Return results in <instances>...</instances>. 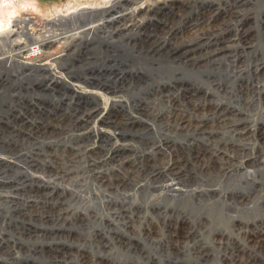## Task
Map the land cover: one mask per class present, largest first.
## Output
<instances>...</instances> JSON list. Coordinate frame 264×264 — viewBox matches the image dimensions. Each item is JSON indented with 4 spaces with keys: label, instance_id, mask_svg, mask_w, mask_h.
<instances>
[{
    "label": "rangeland",
    "instance_id": "1",
    "mask_svg": "<svg viewBox=\"0 0 264 264\" xmlns=\"http://www.w3.org/2000/svg\"><path fill=\"white\" fill-rule=\"evenodd\" d=\"M8 1L11 11L0 0V19L33 16L35 31L123 8L115 0ZM138 14L126 31L123 16L98 25L46 71L0 62V264H233L257 252L243 230L264 233V144L251 135L242 150L216 116L264 129V0H158ZM58 16L70 20L55 24ZM213 25L242 35L231 56L193 63L174 53L176 41ZM177 103L217 130L221 173L187 161L207 134L166 118ZM181 153L177 176L164 164ZM169 229L190 237L176 243Z\"/></svg>",
    "mask_w": 264,
    "mask_h": 264
},
{
    "label": "bare ground",
    "instance_id": "2",
    "mask_svg": "<svg viewBox=\"0 0 264 264\" xmlns=\"http://www.w3.org/2000/svg\"><path fill=\"white\" fill-rule=\"evenodd\" d=\"M158 0H115L112 2V5L115 4V6H122V10H119V13L117 15H109L105 17H101L100 21L92 20L88 23H73L69 24V26H62L63 23L57 24L55 27L47 28L45 29L44 26H40L38 28H35L34 30V17L33 16H12L10 19H0V46H3L5 42L9 43V49H6L7 47L0 48V62L3 64V66L10 69L12 65H18L19 69L22 67L23 69H28L32 71H46L48 68H53L56 66L60 59L64 57L65 54V46L68 44H72L76 40H79L80 42L89 41V33L94 30L98 25L113 23L118 21L117 19H120L123 16L124 23L121 27L123 30L126 31L130 27V24H133L134 20L139 16L138 13H140L144 9H151L155 5H157ZM3 8L5 10L11 11L12 4H10V1L3 0ZM170 3V2H169ZM14 6V5H13ZM86 9V8H85ZM86 12H89V14H93L95 11L92 9H86L83 10ZM72 15V14H71ZM59 17V16H58ZM71 19L73 18L72 16ZM79 17V16H78ZM117 17V19H116ZM213 17V16H212ZM67 19L66 16H60L58 19L53 21L55 24L58 21L63 22V19ZM70 20V19H69ZM120 21V20H119ZM129 21H131L129 23ZM9 24L7 25V23ZM120 25V24H119ZM111 26V25H110ZM221 26V25H220ZM44 27V28H43ZM120 28V29H121ZM97 29V28H96ZM121 29V30H122ZM130 29V28H129ZM110 30V29H107ZM115 30V29H114ZM117 30V29H116ZM132 30V29H131ZM198 30V29H197ZM235 30V29H234ZM133 31V30H132ZM148 31V30H147ZM113 32V31H112ZM128 32V31H127ZM195 32V31H194ZM240 32V31H239ZM242 32V30H241ZM245 32V31H244ZM126 33V32H125ZM136 33V31H135ZM140 33V32H139ZM175 33V32H174ZM232 33V32H231ZM111 34V32H110ZM195 34V33H194ZM185 35V34H184ZM235 37L232 36H226L225 33L222 31V29L215 28V25L209 26L206 29L201 30L200 32L196 34V36L190 40H181L176 41L175 45L172 46V49L174 50V53H177L178 57L181 56L183 53H185L187 60H192L193 63L207 61L208 62H218L220 59H225L228 56H231L233 52L236 51V47L239 46L238 43L242 40V35L238 36V30L234 34ZM186 36V35H185ZM193 36V35H192ZM190 38V37H189ZM246 39V38H244ZM91 40V39H90ZM109 40V39H108ZM115 40V39H114ZM169 41V40H168ZM239 41V42H237ZM243 41V40H242ZM164 42V41H163ZM166 42V41H165ZM77 43V42H76ZM127 43V42H126ZM240 44V43H239ZM79 45V43H78ZM70 47V46H69ZM239 52V51H238ZM240 53V52H239ZM176 58V57H175ZM65 59V58H64ZM229 59V58H228ZM186 60V61H187ZM205 61V62H206ZM224 61V60H223ZM0 63V64H1ZM186 63V62H185ZM188 63V62H187ZM206 63V64H207ZM4 69V68H3ZM18 69V68H17ZM7 70V69H6ZM11 70V69H10ZM51 70V69H50ZM19 71V70H18ZM162 87V86H161ZM183 88V87H182ZM190 89V88H189ZM186 93V92H185ZM192 93V92H191ZM178 94V93H177ZM199 94V93H198ZM159 95V94H158ZM176 95V94H175ZM168 98L171 97V94L165 95ZM164 96V97H165ZM200 96V95H199ZM184 101L190 102L193 101V96L191 94L186 93L184 95ZM264 98V94H263ZM180 99V98H179ZM179 101V100H178ZM196 101V100H195ZM200 103V102H199ZM203 103V102H202ZM176 104V102H175ZM137 105V104H135ZM196 105V103L194 104ZM198 105H196L197 108ZM170 109L168 112L165 113V116L168 120L171 122H174L175 127L179 129H192L193 131H196L197 133L204 135L207 134L206 137H202L203 140L200 142H196V145H194V150L191 151V153L186 157L187 161L190 163H198L200 165V170H203L205 172H211L215 174H219L222 171H224L223 164H218L216 162L217 159L220 158L219 155L222 153L219 152L220 150L215 144V139L217 136V130L213 129V125L211 127H208L206 125V116L203 117L202 114H197L196 110L186 109L182 104L174 105L172 108V105H169ZM204 106H200V108H203ZM215 108V107H213ZM203 110V109H202ZM219 111L220 109H216ZM140 111V110H139ZM147 111V110H146ZM199 111V110H198ZM221 111V110H220ZM208 112V111H206ZM215 113V111L211 112ZM234 113V112H233ZM164 115V114H162ZM230 115V114H229ZM214 116V115H213ZM217 122L222 125H229L231 126L234 131L239 135V137L242 140V147L241 149H244L245 143H243V140H246V138H249L251 135L257 136V138L261 141L262 144H264V129L262 127H252V129H247V122L242 121L241 119H234L222 115V112H219L216 117ZM233 116V115H232ZM230 117V116H229ZM209 118V117H208ZM114 119V118H113ZM209 120V119H208ZM169 121V122H170ZM210 122V121H209ZM128 123V122H127ZM210 124V123H209ZM53 125V124H52ZM249 125V123H248ZM255 125V124H254ZM215 126V124H214ZM260 126V125H259ZM43 128V127H42ZM174 128V127H172ZM227 129V128H226ZM232 129V130H233ZM176 130V129H175ZM48 131V130H47ZM231 131V130H230ZM229 131V132H230ZM38 134V133H37ZM57 134V133H56ZM40 135V134H39ZM198 135V134H197ZM256 138V139H257ZM195 140V139H193ZM235 140V139H234ZM237 141V140H236ZM193 143V142H192ZM233 143V142H232ZM162 144V143H161ZM195 144V143H194ZM163 145V144H162ZM189 145V144H188ZM173 145H171L172 147ZM221 146V145H219ZM236 146V145H235ZM158 147V146H157ZM164 147V146H163ZM238 147V146H237ZM239 147V148H240ZM159 148V147H158ZM173 148V147H172ZM180 148V147H179ZM236 148V147H235ZM55 150V149H54ZM62 150V149H61ZM88 150V149H87ZM155 150V149H154ZM189 150V151H190ZM46 151V150H45ZM84 150H82L83 152ZM166 151V150H165ZM187 151V150H186ZM60 152V149H59ZM80 152V151H79ZM164 152V151H163ZM173 152V151H172ZM183 152V151H182ZM225 152V151H224ZM230 152V151H229ZM62 153V152H60ZM154 153V152H153ZM236 153V152H235ZM58 154V153H57ZM80 154V153H79ZM110 154V153H109ZM47 155V154H45ZM72 155V154H71ZM75 155V154H73ZM132 155V154H131ZM156 155V154H155ZM181 154H174L173 156L167 157L169 158L166 164V168L179 176L182 173V167L183 165V156ZM82 156V155H81ZM117 156V155H116ZM120 156V155H119ZM222 156V155H221ZM58 157V155H57ZM88 157V156H87ZM93 157V156H92ZM48 158V156H47ZM61 158V157H60ZM59 158V159H60ZM64 158V156H63ZM67 158V157H66ZM164 158V157H163ZM222 158V157H221ZM224 158V157H223ZM237 158V157H236ZM231 159V157H230ZM55 160V159H54ZM64 160H66L64 158ZM74 160V159H73ZM78 160V159H77ZM116 160V159H115ZM235 160V159H234ZM58 161V160H57ZM156 162L155 160H153ZM159 161V160H158ZM186 161V160H185ZM221 161V160H220ZM231 161V160H230ZM233 161V160H232ZM249 161V160H248ZM47 162V161H46ZM68 162V161H67ZM71 162V161H70ZM76 162V161H75ZM146 162V161H145ZM228 162V161H227ZM264 162V161H263ZM50 163V162H49ZM66 163V162H64ZM98 163V162H97ZM132 163V162H131ZM139 163V162H138ZM185 163V162H184ZM225 163V161H224ZM63 164V163H62ZM74 164V163H73ZM93 164V163H92ZM56 165V164H54ZM80 165V164H79ZM123 165V164H122ZM143 165V164H142ZM190 165V164H189ZM72 166V165H71ZM91 166V165H90ZM94 166V165H93ZM152 165L148 164L146 168H150ZM187 166V165H186ZM139 167V166H137ZM136 167V168H137ZM191 167V166H190ZM189 167V168H190ZM125 168V167H124ZM141 168V167H140ZM145 168V169H146ZM165 168V169H166ZM66 169V168H65ZM64 169V170H65ZM53 170V169H52ZM60 168H57L55 171L60 176L68 175L69 171H64ZM77 170V169H76ZM126 170V169H125ZM147 170V169H146ZM154 170V169H153ZM157 170V169H156ZM185 170V169H184ZM183 170V171H184ZM227 170V169H226ZM54 171V170H53ZM133 171V170H132ZM138 171V170H137ZM55 172V173H56ZM71 172V171H70ZM143 172V171H142ZM149 172V171H147ZM151 172V171H150ZM186 173V171H184ZM56 173V174H57ZM73 173V172H72ZM171 173V174H173ZM184 173V174H185ZM74 174V173H73ZM134 174V173H133ZM132 174V175H133ZM137 174V172L135 173ZM140 174V171L139 173ZM147 174V173H146ZM157 174L156 171L153 175ZM160 174V173H159ZM188 174V173H187ZM203 174H205L203 172ZM100 175V174H99ZM123 175V174H122ZM59 176V177H60ZM73 176V175H71ZM101 176V175H100ZM140 176V175H139ZM187 176V175H186ZM215 176V175H214ZM55 177V175H54ZM67 177V176H66ZM69 177V176H68ZM97 177V176H96ZM141 177V176H140ZM139 178V177H138ZM180 178V177H178ZM177 178V179H178ZM103 180V179H102ZM180 180V179H179ZM78 181V180H77ZM120 181V180H119ZM122 181V180H121ZM182 181V179H181ZM124 182V181H123ZM105 183V182H104ZM102 186V185H101ZM100 186V187H101ZM108 186V185H107ZM43 188V187H42ZM38 189V188H37ZM50 190V189H49ZM32 191V190H31ZM51 191V190H50ZM50 193V192H49ZM57 193V192H56ZM38 194V193H37ZM48 194V193H47ZM58 195V194H57ZM60 195V194H59ZM37 196V195H36ZM47 196V195H46ZM40 197V196H39ZM240 198V197H239ZM41 199V198H40ZM46 199V198H45ZM51 199V198H50ZM49 199V200H50ZM237 201V199H236ZM242 201V200H241ZM37 204H45L46 200L43 201H35ZM34 202V203H35ZM48 202V201H47ZM235 202V201H234ZM232 203V202H231ZM236 203V202H235ZM31 204V203H30ZM33 205V204H31ZM51 205V203H50ZM59 205V204H58ZM55 206V205H54ZM20 207V206H19ZM35 207V206H34ZM40 208V207H39ZM42 208V207H41ZM60 208V207H59ZM55 209V208H54ZM63 209V208H62ZM65 209V208H64ZM40 210V209H39ZM53 210V209H52ZM30 211V210H29ZM48 210L42 211V213H39L40 215L47 214ZM54 211V210H53ZM56 211V210H55ZM54 213V212H53ZM49 216V215H48ZM51 217V216H50ZM205 222V221H204ZM207 223V222H206ZM176 224V222H175ZM180 225V224H179ZM184 225V224H183ZM183 227V226H182ZM260 227V226H258ZM263 227V226H262ZM165 228V227H164ZM184 228V227H183ZM182 228V229H183ZM179 229V228H178ZM264 229V228H263ZM182 231V230H181ZM186 231V230H185ZM261 232V230H259ZM167 232V231H166ZM164 233V232H163ZM236 233V232H235ZM241 233V232H240ZM244 236L246 238V241H248L251 247L257 251L256 253H250L247 254V256H244L243 252L240 254H243L244 257H241L239 259L231 258V261L233 264H264V260L259 255L264 251V233H250L246 230H243ZM242 233V234H243ZM180 234V235H179ZM193 234V232H192ZM167 239L183 241L188 239L189 232L181 233L180 230L176 231V229H169L167 232ZM241 238V237H240ZM242 239V238H241ZM243 240V239H242ZM245 240V239H244ZM245 241V242H246ZM247 242V243H248ZM178 245V244H177ZM245 246V245H244ZM243 250V249H242ZM239 252V251H238ZM18 254V253H17ZM16 255V254H15ZM264 255V254H263ZM237 256V255H236ZM242 256V255H241Z\"/></svg>",
    "mask_w": 264,
    "mask_h": 264
},
{
    "label": "crops",
    "instance_id": "3",
    "mask_svg": "<svg viewBox=\"0 0 264 264\" xmlns=\"http://www.w3.org/2000/svg\"><path fill=\"white\" fill-rule=\"evenodd\" d=\"M31 1H33V0H30V3H31ZM37 1V0H36ZM40 1V0H39ZM13 2V5H15L16 6V4H15V2L14 1H12Z\"/></svg>",
    "mask_w": 264,
    "mask_h": 264
}]
</instances>
